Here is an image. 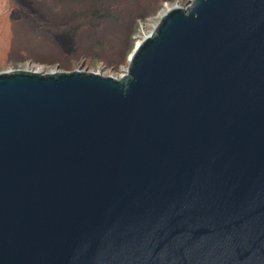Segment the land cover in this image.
Wrapping results in <instances>:
<instances>
[{
    "label": "water",
    "instance_id": "95a60500",
    "mask_svg": "<svg viewBox=\"0 0 264 264\" xmlns=\"http://www.w3.org/2000/svg\"><path fill=\"white\" fill-rule=\"evenodd\" d=\"M128 62L0 71V264H264V0L171 7Z\"/></svg>",
    "mask_w": 264,
    "mask_h": 264
},
{
    "label": "rangeland",
    "instance_id": "374dc122",
    "mask_svg": "<svg viewBox=\"0 0 264 264\" xmlns=\"http://www.w3.org/2000/svg\"><path fill=\"white\" fill-rule=\"evenodd\" d=\"M187 0H0V71L120 75L169 8Z\"/></svg>",
    "mask_w": 264,
    "mask_h": 264
},
{
    "label": "bare ground",
    "instance_id": "6f19581e",
    "mask_svg": "<svg viewBox=\"0 0 264 264\" xmlns=\"http://www.w3.org/2000/svg\"><path fill=\"white\" fill-rule=\"evenodd\" d=\"M141 41H138V43H137V45L140 43ZM136 45V46H137ZM36 71H38V70H36ZM124 75V73H121L120 75H116L115 77H117V78H120V77H122ZM112 76H114V75H112Z\"/></svg>",
    "mask_w": 264,
    "mask_h": 264
}]
</instances>
